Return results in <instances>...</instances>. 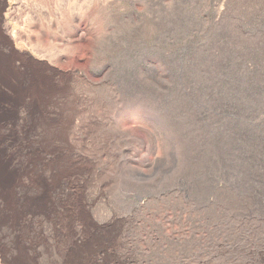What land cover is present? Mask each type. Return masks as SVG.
Masks as SVG:
<instances>
[{"label": "rangeland", "instance_id": "rangeland-1", "mask_svg": "<svg viewBox=\"0 0 264 264\" xmlns=\"http://www.w3.org/2000/svg\"><path fill=\"white\" fill-rule=\"evenodd\" d=\"M0 2V150L64 148L89 164L61 174L29 257L71 264L92 218L120 230L109 264H146L154 248L152 264H264V0ZM218 48L223 65L200 58ZM13 233L0 229V264L20 263Z\"/></svg>", "mask_w": 264, "mask_h": 264}, {"label": "bare ground", "instance_id": "bare-ground-1", "mask_svg": "<svg viewBox=\"0 0 264 264\" xmlns=\"http://www.w3.org/2000/svg\"><path fill=\"white\" fill-rule=\"evenodd\" d=\"M251 1H254V0H251ZM255 1H257V0H255ZM188 21H190V20H188ZM236 27H237V30H238V27H240V24L238 21L236 22ZM242 33H244L243 30L240 31V34L236 33L235 35H237L240 38H243L242 35L244 36V34H242ZM235 35H234V33H230L227 35L228 40L231 43H236L238 41V40L237 41L235 40ZM227 44H229V43H227ZM218 50H219L218 57H217V55H215L217 52L216 53L205 52L206 54L204 53V54H201V56L200 55L199 56L201 59H204V60H207V58H212L215 60L216 65L220 66L222 64V61L225 60V57H226L229 49L228 48H218ZM230 50H233V49H230ZM234 50H235V48H234ZM212 59H210V60H212ZM244 78H246V77H244ZM44 92H47V91H44ZM259 95H261V94H259ZM187 96L189 97V95H187ZM182 98L184 99V94H182ZM180 99H181V96H180ZM189 102H190L191 108L194 109L195 106L193 105V103H195L196 101L189 100ZM31 110H34V109H31ZM48 118H50V117H48ZM52 119H54V118H52ZM52 119L50 121H52ZM59 120H60V118H59ZM52 123H53V121H52ZM223 136H220V134H217V137H216L217 139H215L216 140L215 141V148L216 149L215 148L214 149L217 151L215 153V157L220 159L222 164L226 163V167H229V166L231 167L232 164H230V162H229L230 165L226 161L224 162L225 158H227V159H231V158H229V155L227 153H225V150L224 151L222 150V145L221 144L219 145L217 143V140H219V139H223V140H225V138L227 139L229 137V134L228 135L226 134ZM43 140L46 141V143H49V141H50V139L48 140L45 138ZM222 142L223 141H221L220 143H222ZM232 143H233V141H232ZM23 156H24V158L19 159L18 161H15L14 157L11 156L9 153H6V152L0 150V229L3 228L7 231L10 230V231L14 232L13 233V237H14L13 238V244L14 245H16V244L19 245L20 241L22 242L21 248L19 251L20 252L19 253V256H20L19 262L20 263L19 264H38L37 261L35 260V258L28 256L26 247L28 244L30 245L32 237H34L35 232L38 229H40L43 219H45V217L49 216L50 214H52L57 209V204L54 200V197H55V195L57 196L59 189L62 188L61 187L62 186L61 185L62 180L60 179L61 174H63L66 171H70L72 173H80L81 171L83 172V170L87 166L89 167V164L83 157H81V156L78 157V155L75 156L74 153L71 152V150H68V149L65 150L64 148L63 149H61V148H50V147H45V146L44 147H36L33 149L26 150V152L23 153ZM215 157L208 163L210 165V174H213V173L216 174V168L214 167L215 166L214 160L216 159ZM192 173H193V171H192ZM207 175H206V173H204V178H203V174L200 176H197L196 177L197 182L199 184L202 182L204 184L209 183V192L214 194L217 197H221L223 195H226L224 193V191H220L219 188L217 187V184H216L217 180H214V178H212L211 176H207ZM227 189H231V188H227ZM231 196H232V194H231ZM221 200H223V199H221ZM222 215H224V214H222ZM90 219L88 218V220L91 221V222H89L90 223L89 225L90 226L92 225V228L90 229V231H88L87 234L85 233L86 235H82L80 237V241L77 242L68 251L67 261L70 262L71 264H109V262L106 260L108 255L110 254L108 246L111 245L113 241L118 239L120 230L118 228L109 229V228L105 227L104 224H100V223H104L105 222L104 220H100L101 221L100 223L99 222L95 223V221H94V223H92V218H90ZM226 219H227V215H226ZM240 223H242V222H240ZM230 225H233V224H230ZM135 226L138 227L137 224H135ZM46 227H47V225H46ZM46 227H43V228H46ZM226 229H227V227H226ZM131 231H133V230H131ZM230 231H232V229ZM81 233H82V231H81ZM227 235H229V234H227ZM238 235H239V233H238ZM132 236H133V234H132ZM139 236H141V235H139ZM241 236H242V234H241ZM241 236H239V237H241ZM138 239H137V241H138ZM232 240H233V238H232ZM255 243H257V242H255ZM129 244H131V243L129 242ZM158 244H160V242H158ZM232 244H233V242H232ZM116 245H118V244L116 243ZM127 247H129V246H127ZM135 249L136 250L138 249L137 251H140V248H138V247H136ZM130 252H132V250ZM117 253H119V252H117ZM127 255L128 254H126L125 256L127 257ZM142 255H143L142 257H144V259L146 261V264L147 263L152 264L151 262L156 257H158L159 254L156 253V250L154 248L153 250L151 249V251L149 250V251L143 252ZM125 262H126V258H125Z\"/></svg>", "mask_w": 264, "mask_h": 264}, {"label": "flooded vegetation", "instance_id": "flooded-vegetation-1", "mask_svg": "<svg viewBox=\"0 0 264 264\" xmlns=\"http://www.w3.org/2000/svg\"><path fill=\"white\" fill-rule=\"evenodd\" d=\"M8 8V5L4 4V6L1 4L0 2V23L4 22V19H5V12ZM4 38L2 37V31H1V28H0V49H2V47H4L3 45V41Z\"/></svg>", "mask_w": 264, "mask_h": 264}]
</instances>
